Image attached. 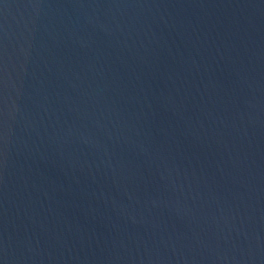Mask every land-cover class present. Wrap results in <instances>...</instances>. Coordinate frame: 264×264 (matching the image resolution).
<instances>
[{
    "label": "water",
    "instance_id": "water-1",
    "mask_svg": "<svg viewBox=\"0 0 264 264\" xmlns=\"http://www.w3.org/2000/svg\"><path fill=\"white\" fill-rule=\"evenodd\" d=\"M0 264H264V0H0Z\"/></svg>",
    "mask_w": 264,
    "mask_h": 264
}]
</instances>
